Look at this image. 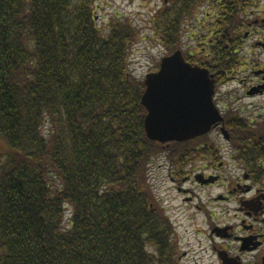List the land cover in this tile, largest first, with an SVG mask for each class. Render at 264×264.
I'll return each instance as SVG.
<instances>
[{"label": "trees", "instance_id": "obj_1", "mask_svg": "<svg viewBox=\"0 0 264 264\" xmlns=\"http://www.w3.org/2000/svg\"><path fill=\"white\" fill-rule=\"evenodd\" d=\"M97 1L0 0V264H169L148 182L162 150L130 69L136 31L99 27ZM163 12L168 56L182 17Z\"/></svg>", "mask_w": 264, "mask_h": 264}, {"label": "flooded vegetation", "instance_id": "obj_2", "mask_svg": "<svg viewBox=\"0 0 264 264\" xmlns=\"http://www.w3.org/2000/svg\"><path fill=\"white\" fill-rule=\"evenodd\" d=\"M170 1L169 9L181 13L180 29H185L187 20V26L192 27L187 43L181 42L186 61L208 70L215 80L217 108L222 105V112L227 108L224 93L219 94L222 88L248 72L250 81L244 78L240 82L246 88L245 97L264 94V62L257 63L252 56L247 59L249 48L253 54L264 56V0ZM197 30L202 34L198 35ZM222 117L223 122L211 133L222 134L231 151L228 154L220 152L222 147L197 142L204 137L201 136L159 144L162 151L156 158L163 160L158 169L164 174L153 178L154 185L150 178L157 174L152 171L156 162L152 160L149 165L150 189L151 184L159 193L160 187L170 182L177 191L176 207L169 202L156 211H160L159 217L169 233L167 249L162 252L169 264H264V136L257 140L253 136L254 120L242 119L235 113ZM261 131L264 133V127ZM176 148L182 152L173 153ZM226 157L231 169L223 161ZM214 191L220 193L213 195ZM173 217L187 219L192 232ZM178 225L201 238L198 250L191 246L182 251L178 242L177 248L171 249L169 241L177 234ZM156 249L158 256L161 248Z\"/></svg>", "mask_w": 264, "mask_h": 264}, {"label": "rangeland", "instance_id": "obj_3", "mask_svg": "<svg viewBox=\"0 0 264 264\" xmlns=\"http://www.w3.org/2000/svg\"><path fill=\"white\" fill-rule=\"evenodd\" d=\"M168 3H171L170 0H98L96 2V17L97 24L99 27H104L108 25L112 19H120L127 25H130L136 31L135 42L132 44L131 52H130V69L133 76L145 80L146 76L149 73L154 72L157 69V65L161 63L162 59L166 57L167 50L164 47L160 32L158 27H160L164 23V19L161 20V16L159 12L164 13L163 10L169 8ZM198 11V10H197ZM159 14V15H158ZM192 22L195 23V18L192 16ZM189 25V21L185 25V29L182 30V36L185 43L188 41V35L192 30ZM198 35L202 34L200 31H196ZM184 44H181V51L184 55V58L187 59V54L185 55L183 48ZM246 51V50H245ZM249 55L247 59H250L252 56L253 60L260 62H264V56L259 57V55L253 54L252 50L247 49ZM247 78L250 81L251 73L248 72L246 75H240L239 80H235L234 82L228 83L219 94L224 93L225 97V105L227 108L222 112L223 106L220 105L217 108L222 115H227L228 117L233 115V113L239 115L242 119L254 120V135L256 137H263L264 133V94L254 96V97H245V89H243V85H241V80ZM246 84V83H245ZM248 86V85H247ZM222 110V111H221ZM220 113V114H221ZM221 115V116H222ZM223 118V117H222ZM206 141L210 145L215 147H222L220 152L229 153L231 152L228 146V142L223 138L220 132H210L209 135H204L203 138L198 139L197 142ZM196 142V143H197ZM159 144V143H158ZM168 150V149H167ZM155 168H152L153 172H157L155 176L150 178L151 184L154 185L153 178H158V175L164 174L162 172L159 173L158 166L160 163H164L163 160L154 157ZM226 163L228 169H231V161L227 159H223ZM153 174V173H152ZM150 184V192L152 197H154V209L157 208L156 211L160 210L162 207H166L169 202H171V207H176L177 201L175 197L177 195V191H175L170 182L167 184L164 183L163 186L160 187V191H155L153 186ZM155 187V186H154ZM171 187V189H169ZM220 191H214L213 195L219 194ZM164 204V206H162ZM235 205V204H234ZM175 213V211H172ZM171 211H167L168 214L172 213ZM160 213V211H159ZM176 214V213H175ZM72 217L71 208H66L65 215V226L69 225V221ZM176 222L184 223L189 232H192V227L190 226V222L187 219H179L176 217L172 218ZM201 218L198 220V223L201 224ZM180 225V224H179ZM178 225L177 234L172 238L171 249L177 248L176 242H178L179 246L182 248V251L188 250L189 247H193V250H198L200 248V237L194 235L192 233H187L182 226ZM200 226V225H199ZM176 237V238H175ZM177 240V241H176ZM154 247L148 248L149 253L154 256L157 255V249ZM170 249V248H169ZM208 259V256H206ZM182 263H185L182 262Z\"/></svg>", "mask_w": 264, "mask_h": 264}, {"label": "water", "instance_id": "obj_4", "mask_svg": "<svg viewBox=\"0 0 264 264\" xmlns=\"http://www.w3.org/2000/svg\"><path fill=\"white\" fill-rule=\"evenodd\" d=\"M145 86L144 124L151 141H190L223 122L214 103L215 80L208 70L189 64L181 51L163 58L159 70L146 76Z\"/></svg>", "mask_w": 264, "mask_h": 264}]
</instances>
